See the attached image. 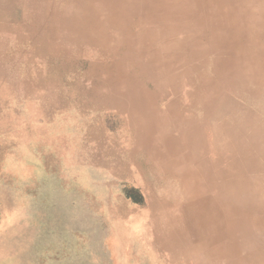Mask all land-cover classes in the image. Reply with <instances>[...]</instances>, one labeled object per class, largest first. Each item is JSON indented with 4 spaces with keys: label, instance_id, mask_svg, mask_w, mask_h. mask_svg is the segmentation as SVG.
Listing matches in <instances>:
<instances>
[{
    "label": "rangeland",
    "instance_id": "374dc122",
    "mask_svg": "<svg viewBox=\"0 0 264 264\" xmlns=\"http://www.w3.org/2000/svg\"><path fill=\"white\" fill-rule=\"evenodd\" d=\"M90 5L101 42L56 32L84 29ZM172 132L198 136L195 185L236 152L264 195V0H0V264H199L219 224L264 227L247 197L220 222L215 206L167 217L184 192L156 183L163 199L150 180L154 140ZM137 182L149 199L125 188ZM240 255L225 254L253 263Z\"/></svg>",
    "mask_w": 264,
    "mask_h": 264
},
{
    "label": "crops",
    "instance_id": "0c3cea01",
    "mask_svg": "<svg viewBox=\"0 0 264 264\" xmlns=\"http://www.w3.org/2000/svg\"><path fill=\"white\" fill-rule=\"evenodd\" d=\"M186 139L187 136L178 135L172 132L168 136H157L154 140V145L152 146V149L158 148L159 146L164 150V153L167 156H165L163 161L158 162L156 161L155 152H152L154 168L152 172V180H150V182L152 185L156 183L164 185L167 180H173L175 182L174 186L176 185L175 188L181 189L184 192V196L181 197V200H173L170 197H167L165 201L173 203V205L177 206L185 204L186 202L191 203L190 200L194 198L192 189L194 188L193 185L195 181H192L190 178L185 176L182 165L180 166L176 161V158L183 160L185 157V153L188 150ZM229 152L231 153V151ZM235 157L236 152H233L227 159H225V155H223L224 160L221 161V155L218 151V155L215 157L216 160H207L209 163L207 170L209 171L208 173L214 177L213 182H209L208 178H204L203 181L197 179L199 187L202 190L205 188L206 194L212 195L214 200L217 202V205L219 206V222L221 219V204L225 203L235 205V203L240 200L239 198L247 197L245 199L249 200V207L247 208L251 210L252 215L253 213L257 214L259 212L262 215L264 212V195L262 193L260 197L254 195L252 190L253 176L246 168H244L243 171L242 166L238 167V163L240 162H238ZM234 161L237 162V171L235 172L232 171L235 169ZM190 167H194L195 169L198 168L197 164L191 165ZM174 186L172 185V187ZM152 187L155 189L156 195L164 199L165 196L162 197V194L156 189L157 184ZM215 187H218V190H216ZM125 188L138 189L144 199H149V197H151V192L147 191V186L142 182L128 184ZM221 191H223V194H221ZM126 198L132 203L139 202L134 201L132 197ZM260 203L262 207L259 209L258 206ZM234 241L236 243V248L230 247L233 246ZM237 243L240 245H237ZM202 247L201 252L208 254L207 256H204L205 258L201 260L199 264H231L232 260L229 261L230 256H225V254H228L230 251L241 253L240 256L242 258L245 260H251L253 262L251 264H256L261 258V255L259 256V254L256 253H263L264 256V227H252L250 229H244L243 232L240 233H232L230 229L227 234L224 235L223 232H221L219 224L218 228L213 229L212 244L205 245L204 243ZM210 254L211 256H208Z\"/></svg>",
    "mask_w": 264,
    "mask_h": 264
},
{
    "label": "bare ground",
    "instance_id": "6f19581e",
    "mask_svg": "<svg viewBox=\"0 0 264 264\" xmlns=\"http://www.w3.org/2000/svg\"><path fill=\"white\" fill-rule=\"evenodd\" d=\"M107 3V2H106ZM89 4H90V2H89ZM107 5V4H106ZM225 9V8H224ZM90 10V11H89ZM89 12H87L88 13V17H87V21L85 20L84 21V25H85V28L84 29H79L77 26H73V25H71V24H69V23H66V24H57V26H56V32L57 33H64V34H71V36L72 35H75V36H77V35H79V33L80 34H83V36L84 37H86L87 39H93V40H95L97 37H98V39H101V37H99V36H95L96 35V30H94L95 29V27H97V26H100L101 24H99L98 22H100L101 20H98V19H95V15L96 16H99V14L100 13H98L97 11H95L94 9H93V7L90 5V8H89ZM106 10V13H108V12H113V8H111V9H105ZM75 11V10H74ZM229 16V15H228ZM67 17V16H66ZM230 17V16H229ZM68 18V17H67ZM108 18L106 17L105 19H104V21H106ZM123 21H124V19H123ZM90 30H92L93 31V36H86V35H84V32H91ZM151 33V32H150ZM102 34V33H101ZM149 37V36H148ZM147 38V37H146ZM96 42H101L100 40H95ZM147 44L148 45H150V44H152L153 46H154V42L155 41H153V40H151V39H149V40H147ZM106 53V52H105ZM167 53V52H166ZM166 55V54H165ZM183 56V55H182ZM182 60H184V59H182ZM181 60V61H182ZM183 63L181 62L180 63V66L182 65ZM185 65H186V63H185ZM170 68L169 67H167V68H164V69H162L160 72H161V74L163 75V77H165V79H167L168 78V76H169V74H170V70H169ZM188 71H189V69L186 67V69L185 70H183V72H185L186 74H188ZM121 72V71H120ZM183 72L181 73V76H184L183 75ZM166 74V76H165V74ZM154 76H155V74H153ZM159 74H157L156 75V77H155V79H156V81L158 82V84L159 85H161V81L159 80L161 77L160 76H158ZM181 76H180V78H181ZM183 78V77H182ZM181 78V79H182ZM157 84V83H156ZM181 95V94H180ZM185 96V95H184ZM134 103V102H133ZM136 103V102H135ZM173 103H174V100L172 101H170V102H168V104L166 103H164L165 104V106H164V109L168 112L170 109L171 110H173L174 108H176V106L175 105H173ZM137 107V106H136ZM141 107V106H140ZM139 107V108H140ZM136 109L137 108H135V111H136ZM138 111V110H137ZM140 112V111H139ZM138 112V113H139ZM141 113V112H140ZM150 113V112H149ZM153 113V112H152ZM169 113H172V112H170L169 111ZM133 115H134V117L136 118V115H138L137 114V112H135V113H133ZM149 114H147V116H148ZM170 114H167V116H169ZM167 116H163L167 121L168 120H170ZM184 122V121H183ZM170 124L171 125H173L174 124V122H170ZM160 136H168V135H160ZM211 139V141L212 140H214V136H212V138H210ZM125 140V139H124ZM187 147H188V150H187V152L185 153V157L183 158V160H181V159H178V158H176V161L178 162V164L181 166L182 165V169H183V172H184V174H185V176L186 177H188V178H190V180H192V181H195V173H196V170L198 169H195L194 167H190L191 165H194V164H197V167L198 166H200V162H198L197 161V159L194 161V162H192L191 163V165H190V161H189V157L191 158L192 156H191V154L193 153V152H195V150L196 149H198L199 148V146H198V136H187ZM183 141V140H182ZM155 147V146H154ZM155 152V155H156V161H158V162H160V161H163V159H165V156H167L165 153H164V150L163 149H161L159 146H158V148H153L152 149V152ZM153 152V153H154ZM193 158V157H192ZM182 163V164H181ZM171 166V165H170ZM198 180H200V176L198 175ZM158 184V183H157ZM174 184H175V182L173 181V180H167V182H165V184L164 185H167V186H162V187H167V195L169 194V195H176L175 194V192H176V188H175V186H174ZM172 185L174 186V187H172ZM193 189H192V192H193V199H191L190 200V202L192 203H185V204H181V205H178V206H176V212H175V214L174 213H172V214H169V216H167V217H171L172 218V216H174V215H176L175 216V221L176 220H184V219H189V217H191L192 216V213L194 214V212L196 213L197 212V214H198V218L200 217L202 220H205V219H207V215H209L210 214V212H211V210H212V208L215 206L216 207V210H217V217H218V215H219V211H218V208H219V206L217 205V202H215V200H214V197L212 196V195H207L206 194V189H205V192H204V194H206V200L204 201V203L202 204V206L199 208V205H198V203H199V195H200V193H202V192H200V187H199V185L198 184H196L195 185V183H194V185H193ZM162 189V188H161ZM199 193V194H198ZM172 195V196H173ZM177 196V195H176ZM179 199L181 200V198L179 197ZM205 199V198H204ZM255 201V200H254ZM152 202V201H151ZM241 202V201H240ZM201 204V203H200ZM160 205H162V204H160ZM153 206V205H152ZM164 206H165V204H164ZM166 208H167V206H165ZM196 207H198L199 209H195ZM221 209V208H220ZM222 210V209H221ZM236 212V211H235ZM221 214H222V212H220ZM233 224V223H232ZM188 238H189V236H188ZM190 241V240H189ZM213 251V250H212ZM179 264V263H178Z\"/></svg>",
    "mask_w": 264,
    "mask_h": 264
}]
</instances>
